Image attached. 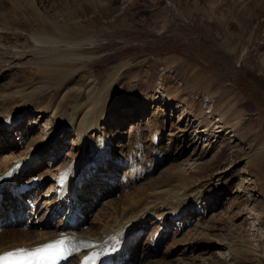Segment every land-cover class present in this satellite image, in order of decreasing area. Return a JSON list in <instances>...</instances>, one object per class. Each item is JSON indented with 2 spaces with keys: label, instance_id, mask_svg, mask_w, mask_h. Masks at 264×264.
I'll return each instance as SVG.
<instances>
[{
  "label": "rangeland",
  "instance_id": "374dc122",
  "mask_svg": "<svg viewBox=\"0 0 264 264\" xmlns=\"http://www.w3.org/2000/svg\"><path fill=\"white\" fill-rule=\"evenodd\" d=\"M0 1L5 7L1 6L0 22L13 24L11 28L0 31V55L5 49L18 53L30 41L31 31L40 25L42 27V24L30 15L28 17L27 13L20 18L11 14L13 0ZM43 1L49 17L60 23L68 21L77 26L87 25L92 42L81 48L79 55L88 58L81 68L94 74L96 90L102 87L107 73L114 66L126 63L115 87V93L126 102L127 117L130 116V119L126 118V114L121 116L120 128L124 135L114 136L113 139L119 192L113 196L109 191L112 185L97 192L90 211L72 220L68 216L62 225L69 223L73 226L78 222L82 224V231L87 232L96 217L108 209V203L121 199L123 193L131 192L148 181L176 177L182 171L188 191L196 190L204 195L200 204L202 207L199 206L201 210L190 208V220L182 221V228L178 231L171 225L162 242L151 248L150 238L159 237L161 229L156 228L159 221L154 217L149 219L150 224L137 239V248H149V257L139 259L130 255L132 264H234L232 258L235 257L221 244L230 242L238 245L243 241L244 245L256 248L258 259L264 264V161H255L264 153L263 145L258 146V140L264 135V0ZM71 4L74 12H78L73 14L72 19L65 12ZM7 14V18H3ZM16 22L20 25L16 26ZM11 71L0 79V91L17 74L25 78L22 86H31L26 74L18 73L16 67ZM84 80L85 83L89 81ZM47 92L42 94V101L51 96L52 91ZM163 101L166 107H163ZM203 102L209 106L204 110ZM171 106L177 107L179 112L173 111ZM236 108L242 112L238 121L230 113ZM140 109L142 115L135 117ZM29 111L26 117H20L22 137L15 136L10 142L19 144L23 137H35L45 128L47 115ZM182 112L186 118L183 116L180 120L178 117ZM154 118L160 120L164 128V135L158 138L159 155L157 147H146L151 144L148 131ZM131 121H135L136 125H132L135 127L132 131L128 127ZM204 126L205 136L197 142ZM215 126L220 127L215 129ZM70 132L65 133L57 152H49L40 160L39 172L42 175L38 183L42 184L33 188L38 197L34 204L38 208L37 211L34 209L36 219L42 218L44 213L46 216L44 221L38 223L31 218L29 223H42L48 230L61 227L58 218L52 223L46 221L51 212L46 213L50 202L47 199L45 203V195L51 198V194L50 191L45 192L58 166L73 159ZM104 132L108 134V131ZM119 136L122 137L119 139ZM18 144L14 145L17 147ZM84 149L88 150V145ZM118 152L123 154L121 160ZM248 181L255 186L250 193L253 198L240 205L238 218L231 219L232 211L236 212L229 207L231 198L242 194V186L250 185ZM157 205L155 203L154 207ZM25 207L28 210L29 205ZM114 212L110 210L111 215ZM2 213L0 233L4 236H10L11 230H18L20 221H27L21 216L14 221L15 213ZM206 234H209L207 239ZM173 236L178 240L192 241L189 245L195 246V250L183 254L186 243L176 253L168 254L166 251L172 244ZM216 242H219L217 246ZM179 255H184L185 260L181 261L183 257L176 258ZM241 264L252 263L243 261Z\"/></svg>",
  "mask_w": 264,
  "mask_h": 264
},
{
  "label": "bare ground",
  "instance_id": "6f19581e",
  "mask_svg": "<svg viewBox=\"0 0 264 264\" xmlns=\"http://www.w3.org/2000/svg\"><path fill=\"white\" fill-rule=\"evenodd\" d=\"M43 2V0H13L11 14L13 13L14 16L20 18L24 13H27L28 17L30 15L32 19H37L38 24L41 22L42 27L40 25L38 29L31 31L28 37L30 41L26 43L24 50L13 53L12 49L9 51L5 49L3 55H0V79L6 77L7 73L12 72L11 70L16 67L18 73L28 76L31 85L29 87L22 86L25 78L17 74L1 87L5 89L9 87L7 91L5 89L0 91V148L2 153L0 155L2 156L0 160V178L4 181L1 189L6 187L0 194V216L4 214L3 211L8 212L9 215L15 213L14 221L18 220L20 216L27 218V221L23 223L20 221L19 227H17L18 230L9 231L10 236H4L3 233H0V254L19 249L30 251L64 238L70 243L86 239L94 241L97 244L96 250L99 252L97 255L99 258L104 257L107 245L115 244L119 246L122 240L131 236V244L124 247L122 251L124 257L126 253L128 254V258L124 259V264L131 262L130 255H134L139 259L145 256L149 257V248L162 242V239L167 235V229L171 225L175 226L178 231L182 228V221L188 222L190 220L192 216L190 208L195 211L201 210L199 206L204 199V195L196 190L188 191L189 187L183 179L186 176L181 171L176 177L148 181L131 192L123 193L124 195L120 196L121 199L108 203V209L104 211L105 213L96 217L93 224H91L92 228H89L87 232L82 231V224L78 222L73 226L68 225L69 223L62 225L68 216L72 220L79 218L83 212L90 211L97 192L107 189L110 185L112 187L109 191L113 196H116L119 192L115 178V169L118 162L114 160V154L116 153L113 149V139L114 136L124 135L120 128L122 126V122L119 120L121 116L126 114L127 119H130V116L127 117L126 102L122 101L120 95L115 93V87L116 80L125 68L126 63L122 62L114 66L107 73L102 87L96 90L97 79L94 78V74L81 68L88 58L79 55V50L92 42L91 33L87 31V25L77 26L76 23L68 21L60 23L54 17H49ZM75 2L77 3L79 0H75ZM1 6L3 9L5 8L0 1V9H2ZM72 6L73 4L65 11L68 13L67 15H71L69 16L71 19L73 14L78 13L74 12L75 9ZM7 16L8 14L3 15V18H7ZM47 21L49 22L48 25L46 24ZM17 24L20 25V22L15 23L16 26ZM45 24L48 27L44 26ZM12 26L13 24L9 21L0 22V31L3 28L9 29ZM1 41L0 34V47L2 45ZM194 76L198 77V75ZM84 78L89 79L88 83H85ZM46 91H52V94L47 101H42V94ZM162 105L166 107V102L163 101ZM203 105L202 110L209 107L204 102ZM170 108L173 111L179 110L174 106ZM29 109L34 113L47 115L45 128L41 129V132L35 137L32 136L29 139L23 137L22 142L19 144L13 143L14 141L10 142V139L12 140L15 136L22 137L19 127L20 117H26L30 112ZM141 109L134 114L135 117H140ZM230 113L233 117L236 116V121L240 119L242 114L237 108L230 111ZM183 116L186 118L184 112L179 113L178 119L181 120ZM156 119L148 131L149 141L153 146L151 144L149 146L148 143L147 149L148 147L150 149L157 147L160 142L158 138L164 135L162 134L164 128L161 126V121ZM218 121L220 120L217 119L216 122L219 123ZM134 122L131 121L128 124L130 131L135 129ZM157 125L160 126L156 129ZM219 127L215 126V129ZM204 128L206 127L202 128L203 130L198 135L197 142L203 140L204 131H206ZM69 130L72 134V148L75 152H73V159L69 163L58 166L56 174L50 177L51 184L45 192L50 191L51 194V198H47L45 195V203L47 199L50 202V207L46 209V213L51 212L50 218H47L46 221L52 223L53 220L58 218L61 227L48 230L44 224H37V222L44 221L46 215L44 213V216L41 215L42 218L36 219L34 204L38 197H36V191L33 188L42 184L39 185L38 183L42 175L39 172L40 160L45 158L49 152H57L60 149L64 135ZM105 130L108 131V134L104 132ZM89 133L92 135L89 136ZM121 137L119 136V139ZM14 144H18V146L16 147ZM87 145L88 150L84 149ZM260 145H263L264 148V135L258 140V146ZM160 152L158 148L157 154L159 155ZM122 155L120 152L117 153L120 160L123 157ZM29 158H33L32 164L17 178L14 177L16 173L11 172L12 166ZM259 160L264 161V153L255 158L256 162ZM251 185L252 183L249 186ZM249 186H242V194L238 193L231 198L229 207L231 210L236 209V212H231V219L240 216L238 209L243 202L252 200L253 195L250 193L255 189V186L250 188ZM22 187L26 189L24 193L19 192ZM67 192L69 195H66ZM124 196L125 198H123ZM244 197L245 199H243ZM155 203H158L157 207H154ZM173 203L175 204L173 205ZM24 204L29 205L28 210ZM185 209L188 210L185 212ZM110 210L115 211L113 215L110 214ZM152 217L159 221L156 227L157 230L161 229L158 233L159 237L150 238L149 248H142V246L137 248V239L141 232L146 230L148 224H150L149 219ZM31 218H35L37 222L29 223L32 220ZM176 220L178 222H175ZM98 222H101V224L99 225ZM7 224L11 226L9 223ZM208 236L209 234H206V239ZM174 238L170 241L172 244L166 251L168 254L176 253L186 243L188 245L186 244L184 247L183 254L186 251H191V249H193L192 251L195 250V246L189 245L192 241ZM219 242L214 244L217 246ZM243 242L238 245H232L228 242L221 244V246L226 247L235 257L232 258L234 264H241L243 261L261 264L256 248L254 249L251 245H244ZM209 243L212 242L209 241ZM139 253L140 257H138ZM86 255L87 252H84L80 256ZM179 257H183L181 261L185 260L184 255L176 256V258ZM116 260L121 261L122 258L119 257Z\"/></svg>",
  "mask_w": 264,
  "mask_h": 264
},
{
  "label": "snow or ice",
  "instance_id": "6c2138e0",
  "mask_svg": "<svg viewBox=\"0 0 264 264\" xmlns=\"http://www.w3.org/2000/svg\"><path fill=\"white\" fill-rule=\"evenodd\" d=\"M72 251L74 249L62 238L30 251L19 249L0 254V264H56Z\"/></svg>",
  "mask_w": 264,
  "mask_h": 264
}]
</instances>
